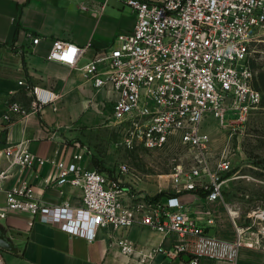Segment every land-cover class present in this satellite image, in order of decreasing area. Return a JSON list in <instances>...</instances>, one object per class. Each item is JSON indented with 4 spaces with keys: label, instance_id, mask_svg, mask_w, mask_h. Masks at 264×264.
<instances>
[{
    "label": "built area",
    "instance_id": "2783aa9c",
    "mask_svg": "<svg viewBox=\"0 0 264 264\" xmlns=\"http://www.w3.org/2000/svg\"><path fill=\"white\" fill-rule=\"evenodd\" d=\"M135 14L132 30L121 33L108 47L82 62L90 44L77 45L54 39L48 57L80 68L95 87L106 93L112 103L110 117L122 133L128 147L143 145L161 148L178 137L194 149L192 164L181 163L172 171L174 193L154 199L129 193L123 185L131 172L128 163H120L113 175L81 164L84 151L72 160H52L58 168V183H70L82 190V202L73 205L64 199L46 204L39 200L25 181H9L31 166L36 158L27 140L7 142L0 135V221L13 211L29 213L34 221L59 226L72 236L93 241L100 227L129 228L141 223L165 235L176 236L170 249L158 246L150 256L162 252L166 257L200 264L203 258L237 264L246 242V228L239 225L228 208L236 236L224 239L210 234L218 217L207 216L206 225L192 219L179 197L183 192H203L208 202L224 197L233 170L226 152L211 163V137L203 129L205 117L212 111H238L244 117L260 103L262 94L252 82L248 55L253 42L264 34V0H122ZM33 43L41 36L30 33ZM33 106L53 104L58 94L51 88L28 84ZM18 102L2 115L8 125L14 115L26 114ZM264 222V207L256 214ZM122 251L133 254L127 239L119 240ZM146 255L141 256L143 260ZM0 264H7L0 247ZM252 264H264L252 263Z\"/></svg>",
    "mask_w": 264,
    "mask_h": 264
},
{
    "label": "crops",
    "instance_id": "0c3cea01",
    "mask_svg": "<svg viewBox=\"0 0 264 264\" xmlns=\"http://www.w3.org/2000/svg\"><path fill=\"white\" fill-rule=\"evenodd\" d=\"M134 24V11L122 0H0V135L10 143L27 140L34 157L46 159L44 163L35 159L9 184L27 182L46 204L64 199L75 206L81 204L82 190L70 183L59 184L58 168L52 160L69 163L73 154L82 150L85 155L81 164L95 168L98 157L84 142L92 129L103 123L109 126L112 103L105 101V91L95 87L80 68L48 55L58 38L80 46L90 44L82 62L88 61L117 35L132 30ZM30 33L41 36L39 43H33ZM21 80L53 89L58 94L55 102L34 107L33 95ZM13 102L20 103L27 113L14 115L6 125L2 115ZM170 195L177 194L162 198ZM178 195L197 223L206 225L207 216L214 211L218 220L209 228H215L221 238L235 237L232 223L229 228L221 224L228 211L224 197L210 203L203 192ZM5 201L6 195L0 191V202ZM31 219L29 213L13 211L0 221V235L12 246L4 248L7 264H159L169 258L162 252L150 256L152 249H170L176 238L138 223L129 228L100 227L90 241L54 224H31ZM124 239L132 243L133 254L122 251L119 240ZM207 261L216 263L203 258L200 264ZM175 262L186 264L183 259Z\"/></svg>",
    "mask_w": 264,
    "mask_h": 264
},
{
    "label": "rangeland",
    "instance_id": "374dc122",
    "mask_svg": "<svg viewBox=\"0 0 264 264\" xmlns=\"http://www.w3.org/2000/svg\"><path fill=\"white\" fill-rule=\"evenodd\" d=\"M117 38L118 35L114 40ZM248 59L253 85L262 94L260 103L252 106L244 117L238 111L223 109L210 112L203 121V129L211 137V163L218 162L226 152L233 166L229 175H236L227 181L224 202L226 208L236 212L233 215L238 224L246 228V241L251 243L243 244L238 264L264 262V222L256 215L264 207V34L252 43ZM111 120L109 117V126L103 123L92 129L84 142L97 155V167L113 175L120 163H128L131 172L125 176L123 185L129 193L147 197L160 192L172 194L175 190L172 171L179 163L188 168L193 162L194 149L178 137H172L161 148L141 144L128 147ZM231 216L229 210L225 211L221 221L223 228L231 227ZM232 232L236 236L234 229ZM168 260L159 264H176L174 257Z\"/></svg>",
    "mask_w": 264,
    "mask_h": 264
},
{
    "label": "water",
    "instance_id": "95a60500",
    "mask_svg": "<svg viewBox=\"0 0 264 264\" xmlns=\"http://www.w3.org/2000/svg\"><path fill=\"white\" fill-rule=\"evenodd\" d=\"M210 234L213 235L215 234V228H211L210 229ZM0 247H3V248H11V243L6 240L2 235H0ZM182 258L189 262L191 260V255L190 254H183L182 255Z\"/></svg>",
    "mask_w": 264,
    "mask_h": 264
},
{
    "label": "trees",
    "instance_id": "16d2710c",
    "mask_svg": "<svg viewBox=\"0 0 264 264\" xmlns=\"http://www.w3.org/2000/svg\"><path fill=\"white\" fill-rule=\"evenodd\" d=\"M98 163H99V162H98V160L96 159V160H95L96 167L99 165ZM97 168H98V167H97ZM99 169L101 170V168H99ZM165 195H168V194H165V193L160 192V193L154 195L152 198H154V199H160V198L164 197Z\"/></svg>",
    "mask_w": 264,
    "mask_h": 264
},
{
    "label": "bare ground",
    "instance_id": "6f19581e",
    "mask_svg": "<svg viewBox=\"0 0 264 264\" xmlns=\"http://www.w3.org/2000/svg\"><path fill=\"white\" fill-rule=\"evenodd\" d=\"M232 213H233V212H232ZM245 245H247V246H248V245H250V243H248V241H246V242H245Z\"/></svg>",
    "mask_w": 264,
    "mask_h": 264
}]
</instances>
